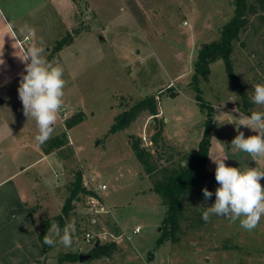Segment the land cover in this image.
Wrapping results in <instances>:
<instances>
[{
    "label": "rangeland",
    "instance_id": "rangeland-1",
    "mask_svg": "<svg viewBox=\"0 0 264 264\" xmlns=\"http://www.w3.org/2000/svg\"><path fill=\"white\" fill-rule=\"evenodd\" d=\"M75 1V27L82 34L64 51L55 50L57 41L67 33L61 18L51 27L47 19L42 23L43 36L49 38L43 40L42 46H49L45 55L50 62L63 66L67 81L53 136L66 131L68 144L45 158L34 143L36 135L22 129L35 124L24 116L18 96L24 69L17 79L0 88V99L5 100L0 104V124H9L14 133L0 136V164L10 170L23 168L19 179L25 178L36 194L31 207L39 229L43 228L42 219L61 212L68 184L80 169L95 173L107 184L104 198L113 211L110 226L131 234L111 256L63 264H264V218L249 232L238 221L225 217L212 215L207 222H199L187 208L180 240L158 244L166 208L131 147L134 137L145 134L150 138L154 119L143 112L127 128L109 132L118 114L135 100L153 94L164 117L167 140L160 157L156 154L157 163H168L169 153L175 151L170 145L191 154L198 151L206 112L189 85L194 60L200 46L219 39L222 26L234 13L236 0H132L129 6L136 19L129 18L126 0ZM232 59L235 72L241 75L252 97L253 86L264 84V24L257 15L250 17L248 28L234 42ZM210 67L209 79L200 84L203 100L214 108L207 168L215 171L212 159L227 157L228 166L264 171V156L253 160L231 147L238 134L236 123L242 118L241 98L228 80L223 60ZM173 91L177 94L172 95ZM252 110L264 111V107L254 105ZM64 112L67 118L78 113H84L85 118L66 129ZM239 131L245 137L256 134L245 126ZM174 153L173 160L180 161ZM261 184L264 186V180ZM74 205L67 220L75 226L73 244L70 248L59 243L52 246L45 264H60L56 259L59 251L80 249L87 254L91 248L76 230V223L83 220L82 202L75 201ZM137 225L140 232L132 234Z\"/></svg>",
    "mask_w": 264,
    "mask_h": 264
},
{
    "label": "trees",
    "instance_id": "trees-1",
    "mask_svg": "<svg viewBox=\"0 0 264 264\" xmlns=\"http://www.w3.org/2000/svg\"><path fill=\"white\" fill-rule=\"evenodd\" d=\"M235 9L232 17L221 28L219 39L205 43L197 51L194 60L193 75L189 85L196 91V100L202 110L206 112L203 135L199 141L198 151L195 154L177 149L175 145H170L174 152L180 156V161L173 160L175 153L170 152L168 155V163L158 164L156 154L161 155L160 149L167 146V140L164 135V117L160 115L158 99L156 95L150 94L135 100L128 108L118 114L112 123L109 132H117L127 128L134 122L143 112H148L154 119V132L150 136L151 145L146 147L142 143L141 137H134L131 147L135 157L142 164L144 170L153 179L152 188L161 198L162 204L165 206V215L162 220V234L158 238L157 243L161 244L167 240L178 242L182 233V220L187 218L186 210L191 209L192 214H196L195 219L203 222L202 204L211 206L215 202V190L219 187L215 180V171L207 168V158L211 145L212 128L214 120V108L207 104L201 94L200 84L203 80H208L211 73V63L221 59L225 64L228 80L237 96L241 98L240 111L249 115L254 107L251 95L246 89L245 82L240 74L234 70V62L232 59L234 42L240 40L242 32H244L250 23V17L257 15L260 22L264 24V0H236ZM80 28L76 27L71 32L66 33V37L57 41L55 50L59 51L64 46L74 42L75 38L80 34ZM176 95V92H172ZM85 118L84 113H78L70 118L65 119L64 125L66 129H70ZM68 135L63 131L45 144L41 145L42 150L46 154L55 152L68 144ZM187 161L186 168L183 164ZM83 171L78 169L74 172V178L68 184V195L62 206L61 212L57 215L45 217L43 220V228H37V236L42 243L44 251V259H47L48 253L52 246L43 242V237L47 233L53 222H56L61 229L67 223L73 211L75 201H81L82 196L86 193V189L82 184ZM207 188L213 193V196L205 200L202 189ZM195 219H193L195 221ZM82 222V221H81ZM81 222L76 223V230L79 235H83V227ZM113 230L119 232L117 227ZM119 249L117 243H104L93 245L87 254L91 255L90 259L101 258L103 256H111ZM56 259L60 264L76 263L79 261L78 251H59Z\"/></svg>",
    "mask_w": 264,
    "mask_h": 264
},
{
    "label": "clouds",
    "instance_id": "clouds-1",
    "mask_svg": "<svg viewBox=\"0 0 264 264\" xmlns=\"http://www.w3.org/2000/svg\"><path fill=\"white\" fill-rule=\"evenodd\" d=\"M24 30L29 33L33 31L27 25ZM2 55L3 52H0V57ZM16 56L24 64L17 89L23 114L27 120L35 121L38 129L35 141L43 145L52 138L58 115L64 105V90L67 85L64 68L59 62H50L45 55V48L39 43L31 44L22 55L16 52ZM4 63L0 58V65ZM253 87L252 102L264 107V84L258 83ZM236 125L238 134L231 141V147L250 155L253 160L264 156V111L252 110L249 115H242ZM240 126H245L256 134L245 137L244 132L239 131ZM227 159H212L216 165L215 180L219 187L215 190V202L211 206H201L202 219L207 222L212 215L225 217L232 222L238 221L242 229L251 232L264 218V186L261 184L264 171L256 167H231L226 165ZM186 164L187 161H184L185 168ZM202 192L205 200L213 196L207 188L202 189ZM74 227V224L69 223L61 229L53 222L43 237L44 244L56 246L59 243L70 248L73 244Z\"/></svg>",
    "mask_w": 264,
    "mask_h": 264
},
{
    "label": "crops",
    "instance_id": "crops-1",
    "mask_svg": "<svg viewBox=\"0 0 264 264\" xmlns=\"http://www.w3.org/2000/svg\"><path fill=\"white\" fill-rule=\"evenodd\" d=\"M131 1L126 0L129 18L136 19L129 6ZM77 12L75 0H0V52H3L0 58L5 62L0 65V88L17 79L18 73L24 69V64L18 59L16 52L22 55L31 44L39 43L42 46L43 40L49 39L43 36L44 19L49 21L48 25L51 27L61 18L60 21L68 33L76 28ZM25 25L33 31L29 33L24 30ZM102 39L106 38L102 36ZM47 46L45 45V49L49 51ZM64 47L61 51H64ZM4 102L5 100L0 99V104ZM233 107L236 108V105ZM22 129L29 132L28 134H38L36 124ZM0 130V136L14 134L7 123H1ZM34 143L46 158L49 154L36 141ZM22 174L23 168L10 170L7 165L0 164V264H45L48 258L44 259L43 246L37 236L39 224L31 207L36 194L29 188L25 178L19 179Z\"/></svg>",
    "mask_w": 264,
    "mask_h": 264
},
{
    "label": "built area",
    "instance_id": "built-area-1",
    "mask_svg": "<svg viewBox=\"0 0 264 264\" xmlns=\"http://www.w3.org/2000/svg\"><path fill=\"white\" fill-rule=\"evenodd\" d=\"M59 117V115H58ZM68 116L63 114V120ZM142 142L146 147L151 145V140L145 134ZM82 184L86 193L82 196V217L81 226L83 227V240L89 246L104 243L120 244L124 238L130 239L131 234L117 232L110 226L109 220L113 216L112 207L106 202L104 192L107 184L100 180L98 175L90 172L82 173ZM141 227L137 225L132 234H138Z\"/></svg>",
    "mask_w": 264,
    "mask_h": 264
},
{
    "label": "water",
    "instance_id": "water-1",
    "mask_svg": "<svg viewBox=\"0 0 264 264\" xmlns=\"http://www.w3.org/2000/svg\"><path fill=\"white\" fill-rule=\"evenodd\" d=\"M183 164H184V162H183ZM96 245H98V243ZM78 253H79V261L80 262L86 261V260L91 258L90 254L82 253L80 249H78Z\"/></svg>",
    "mask_w": 264,
    "mask_h": 264
}]
</instances>
